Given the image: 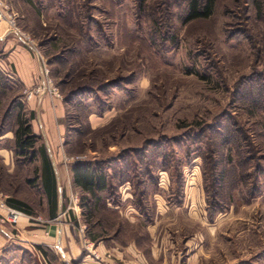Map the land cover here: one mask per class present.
<instances>
[{
  "label": "rangeland",
  "instance_id": "1",
  "mask_svg": "<svg viewBox=\"0 0 264 264\" xmlns=\"http://www.w3.org/2000/svg\"><path fill=\"white\" fill-rule=\"evenodd\" d=\"M1 1L35 50L0 25V196L23 201L31 222L53 219L40 177L45 144L57 211L88 224L91 237L147 244L144 218L133 224L106 199L133 194L149 221L158 194L177 210L158 224L167 254L185 264H264V0H216L211 17L190 22L189 0ZM9 38L38 63L29 86L8 58ZM20 103L36 112L33 160L15 150ZM106 159L113 179L130 182L95 196L74 185L75 160ZM20 241L7 243V263L45 264Z\"/></svg>",
  "mask_w": 264,
  "mask_h": 264
},
{
  "label": "crops",
  "instance_id": "2",
  "mask_svg": "<svg viewBox=\"0 0 264 264\" xmlns=\"http://www.w3.org/2000/svg\"><path fill=\"white\" fill-rule=\"evenodd\" d=\"M7 45L11 50L8 58L14 65L17 76L24 86L31 85L33 83V75L38 71V63L31 52L25 46L18 44L15 39L9 38ZM45 106L44 120L48 129V133L46 134L50 140H54L56 137L53 131L54 117L50 105L47 106L45 104ZM31 110L35 111L34 106H32ZM60 112L61 108L58 105L57 113L60 114ZM39 120L37 119L38 123L40 122ZM107 191L104 190L101 193ZM132 195L129 193L128 198L124 197L121 200L124 202V200L130 198L127 202L128 205L124 209L125 214L121 210V201H112L110 196L104 199H106L107 205L111 209L126 216L133 224L136 221H142L144 218V223L147 225L143 228V231L148 236L147 244H143L138 238L125 240L124 234L122 236L119 235V238L118 236H116L117 238L109 236L98 237L99 239L91 237L90 232L87 230L88 224H86V230L84 228L82 230L79 227L80 221H74L70 215L69 217L65 214L63 215L61 208L58 211L55 208L56 214L53 216V219L50 221L45 220L44 223L31 222L27 217H24L15 227H10L11 224L7 223L0 224V264H9L4 260L3 253L5 248H7V243L10 240L17 239L21 240V245H23L26 251L35 256L37 260L40 257V260L45 264H185L179 252L171 250L172 253L167 254L164 242L162 241L159 244L156 241L159 221H162L166 214L175 216L177 210L174 211V208L167 206L161 195H153L156 210L155 215L151 216L148 221V214L141 213L135 206ZM60 202L61 200L59 199V204ZM152 219L155 221H151ZM204 219L207 220L206 216ZM76 223H78V226ZM41 249L55 255L56 258L51 259L49 254L43 253ZM25 260L23 261L26 263ZM187 264L193 263L188 262Z\"/></svg>",
  "mask_w": 264,
  "mask_h": 264
},
{
  "label": "trees",
  "instance_id": "3",
  "mask_svg": "<svg viewBox=\"0 0 264 264\" xmlns=\"http://www.w3.org/2000/svg\"><path fill=\"white\" fill-rule=\"evenodd\" d=\"M216 0H189L188 10L186 13V22H190L196 19L209 18L214 13V7ZM19 112L16 115L17 128L15 134V150L20 156L29 159H35V149L40 136L33 131L32 120L35 119V111L30 110L26 112L24 104L20 103ZM42 159L41 168V186L43 187L49 202L52 205L51 215L55 214V208L57 207V183L56 175L52 161L49 157L46 145L42 144L38 147ZM108 160L91 162L83 160H75L71 165V171L73 176V183L76 187H79L85 193H89L95 196L97 192L109 190L111 183L117 180V185H122L126 182H130L129 179H123L122 173L116 174L117 178L113 179V175L105 168V163ZM164 164V163H163ZM166 167V165L164 164ZM126 171L125 168L124 170ZM38 172V170H37ZM31 181V180H29ZM116 185V186H117ZM137 196V195H136ZM111 197V196H110ZM113 199V198H112ZM115 201V200H113ZM7 202L10 206L23 211H27L26 204L16 198H9ZM136 207L141 213H147L146 205L138 197L134 198ZM42 250V249H41ZM43 253H47L42 250Z\"/></svg>",
  "mask_w": 264,
  "mask_h": 264
},
{
  "label": "built area",
  "instance_id": "4",
  "mask_svg": "<svg viewBox=\"0 0 264 264\" xmlns=\"http://www.w3.org/2000/svg\"><path fill=\"white\" fill-rule=\"evenodd\" d=\"M3 23L8 25V31L13 33L22 43H24L29 48L34 49L27 34L22 32L17 25V14L9 11L8 7H4L3 2L0 0V25ZM0 210V221L2 223H11L17 225L24 217L30 219V216L25 214L22 210L10 206L7 202V199L1 196Z\"/></svg>",
  "mask_w": 264,
  "mask_h": 264
}]
</instances>
